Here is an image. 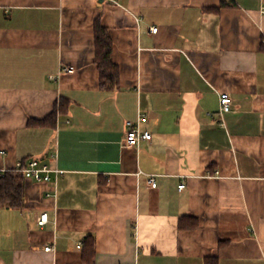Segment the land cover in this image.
Masks as SVG:
<instances>
[{
	"label": "crops",
	"instance_id": "crops-1",
	"mask_svg": "<svg viewBox=\"0 0 264 264\" xmlns=\"http://www.w3.org/2000/svg\"><path fill=\"white\" fill-rule=\"evenodd\" d=\"M263 10L0 0V168L35 158L62 171L25 179V206L0 208V264H264ZM139 115L153 138L125 147Z\"/></svg>",
	"mask_w": 264,
	"mask_h": 264
},
{
	"label": "built area",
	"instance_id": "built-area-1",
	"mask_svg": "<svg viewBox=\"0 0 264 264\" xmlns=\"http://www.w3.org/2000/svg\"><path fill=\"white\" fill-rule=\"evenodd\" d=\"M116 2V0H110ZM264 13V10H263ZM158 30L157 27H152V32L156 33ZM75 71L74 66H64L62 68V72H73ZM220 105H221V113L226 114L232 108V98L228 92H223L220 95ZM143 116L139 115L137 123H133L131 121L128 122V131L125 138V147H135L139 146V144L143 140H151L153 135L151 132L147 130H142L140 127V122L142 121ZM14 171L17 173H22L25 179L36 180V181H51L54 177L58 178V176L62 173L60 169L52 168L48 164L41 162L38 159L32 158L30 160H18L13 168H0V177L4 176L7 172ZM150 183L153 187L157 186V182L154 177L150 180ZM185 183L180 185V188H184ZM49 216L48 213H42L38 218V223L40 226H44L48 222ZM77 247L80 249L82 247V243H79ZM45 251L54 250L53 245H46Z\"/></svg>",
	"mask_w": 264,
	"mask_h": 264
},
{
	"label": "trees",
	"instance_id": "trees-1",
	"mask_svg": "<svg viewBox=\"0 0 264 264\" xmlns=\"http://www.w3.org/2000/svg\"><path fill=\"white\" fill-rule=\"evenodd\" d=\"M96 33V57L101 71L103 86L109 88L118 84L117 67L112 62V43L107 29L97 21ZM25 177L22 173L7 172L0 177V208L20 209L25 206ZM209 264L211 261H208Z\"/></svg>",
	"mask_w": 264,
	"mask_h": 264
}]
</instances>
